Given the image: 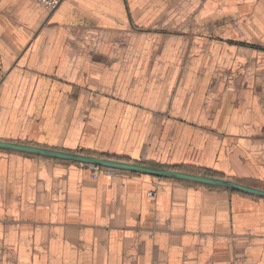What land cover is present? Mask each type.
I'll return each instance as SVG.
<instances>
[{"label": "crops", "instance_id": "1", "mask_svg": "<svg viewBox=\"0 0 264 264\" xmlns=\"http://www.w3.org/2000/svg\"><path fill=\"white\" fill-rule=\"evenodd\" d=\"M0 140L264 189V0H0ZM93 173L0 147V264H264V197Z\"/></svg>", "mask_w": 264, "mask_h": 264}, {"label": "water", "instance_id": "2", "mask_svg": "<svg viewBox=\"0 0 264 264\" xmlns=\"http://www.w3.org/2000/svg\"><path fill=\"white\" fill-rule=\"evenodd\" d=\"M0 147L41 154L49 157L80 161L89 164H98L105 167L124 169L133 172L150 174L158 177L177 178L209 185L224 186L233 190L264 197V189L240 183L224 177L195 173L181 169L157 167L137 162L125 161L117 158L102 157L82 152H70L49 147H42L4 140H0Z\"/></svg>", "mask_w": 264, "mask_h": 264}, {"label": "built area", "instance_id": "3", "mask_svg": "<svg viewBox=\"0 0 264 264\" xmlns=\"http://www.w3.org/2000/svg\"><path fill=\"white\" fill-rule=\"evenodd\" d=\"M39 1H40V3H42L45 7H47L50 10L55 9L62 2V0H39ZM90 165L94 168V171L96 173L99 171V169L101 167L98 164H90Z\"/></svg>", "mask_w": 264, "mask_h": 264}, {"label": "rangeland", "instance_id": "4", "mask_svg": "<svg viewBox=\"0 0 264 264\" xmlns=\"http://www.w3.org/2000/svg\"><path fill=\"white\" fill-rule=\"evenodd\" d=\"M94 172H95V171H94ZM93 174H94V175H97L98 173L95 172V173H93Z\"/></svg>", "mask_w": 264, "mask_h": 264}, {"label": "trees", "instance_id": "5", "mask_svg": "<svg viewBox=\"0 0 264 264\" xmlns=\"http://www.w3.org/2000/svg\"><path fill=\"white\" fill-rule=\"evenodd\" d=\"M209 174H211V173H209Z\"/></svg>", "mask_w": 264, "mask_h": 264}]
</instances>
